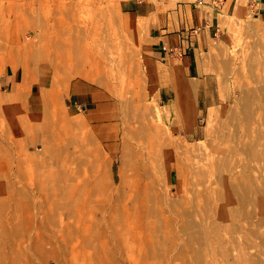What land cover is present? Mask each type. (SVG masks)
Returning a JSON list of instances; mask_svg holds the SVG:
<instances>
[{"label": "rangeland", "instance_id": "obj_1", "mask_svg": "<svg viewBox=\"0 0 264 264\" xmlns=\"http://www.w3.org/2000/svg\"><path fill=\"white\" fill-rule=\"evenodd\" d=\"M136 1L163 15L186 5L220 12L219 22L188 30H211L199 75L173 66L163 77L145 63L149 19L122 10ZM195 1L17 0L20 35L35 44L36 67L55 65L57 95L45 90L51 109L32 113L25 95L16 101L0 88V264H264V20L248 0ZM64 41H77L76 59L63 62L55 44ZM75 77L105 91L97 108L83 113L65 101ZM124 95L134 98L127 138ZM181 107L188 121L174 125L165 113L175 118ZM143 122L151 132L137 137ZM112 123L120 133L110 149L96 127L109 139ZM38 129L52 135L30 145ZM94 143L103 147L104 186L74 174L89 170L82 149Z\"/></svg>", "mask_w": 264, "mask_h": 264}, {"label": "crops", "instance_id": "obj_2", "mask_svg": "<svg viewBox=\"0 0 264 264\" xmlns=\"http://www.w3.org/2000/svg\"><path fill=\"white\" fill-rule=\"evenodd\" d=\"M247 4L252 10L255 11V14L258 18L264 20V0H248ZM125 5L126 7H122V10H125L127 14L130 15V17H135L136 19L141 20L149 19V29L146 37L147 51L146 55L144 56L146 64H148L150 67L158 66V68L163 71L162 73L165 74L163 77H166V70L172 68L173 66H177V71H175V74H179L181 72L185 78L193 77L195 71H197L199 75L200 51L211 47V30L205 28L200 34L196 36H189L188 30L189 28L193 29L195 25L202 26L204 23H210L213 25L215 22H219L218 14L220 12L216 13L215 11H204L202 8L194 9L192 5H186L183 8H179L170 13H164L163 15L161 8L151 7L148 3L136 1ZM230 5L228 6L229 10L231 7ZM31 12V26L33 27V7ZM0 14H4L6 16V18L3 19L6 23L3 27L5 36L0 37V88L4 91V93H10V96L15 98L16 101L18 98L25 95L27 99V110L31 111L32 113L35 111L45 112L50 110L51 104H44L45 96L43 95V92L51 88L49 90L50 92L48 93L50 94L52 90L54 92L56 89L55 82L53 85V80L52 82L49 81L48 74L49 69H51L53 73L56 74L55 65H53V62L47 63L46 61H42L40 64H37V67L34 65V52L33 50H30V46L33 48L35 44L33 42L30 44L29 40L26 41L22 38L20 35L21 28L19 29V24L15 19L19 14L17 0H0ZM174 15H176V19ZM27 20L28 19H26V21ZM31 32L34 33L33 30ZM75 42L72 43L69 41H64L55 44V46H57L56 48L58 52H60L64 57L63 62L77 58L79 47L77 46V41ZM23 47H25V50ZM21 61L24 62L21 63ZM179 66H181V69H179ZM33 72H35L34 74L36 75L31 74ZM51 85H53V87ZM99 85L100 84L93 83L86 79L75 77V81L70 86L69 94L65 98V101L67 102L69 100L72 102L73 106L81 105L83 113L89 112L97 108V102L100 100L101 93L105 94V91L101 92L99 89L95 90V86L99 87ZM35 86H37V90H35ZM196 87L198 86H195L194 89H196ZM54 93L55 94L53 95H57L56 92ZM124 97L126 100L123 102L124 116L122 131L124 137L127 138L130 136V131L128 130L131 128V123L129 124L127 117L130 107L132 106V101L129 100H134V98H127L125 95ZM55 100H57V97ZM145 110H147V108L144 109V111ZM111 126L114 128V132L111 135L112 137L110 136L109 139L106 138L107 134H104L102 131L103 127H96L101 131L99 134L102 136L99 135L97 131L96 137L101 144L114 141V143H106L110 149L115 148V138H117L116 132L120 133L117 123H112ZM45 133H47L46 130L38 129V133L36 135L32 134L28 142L31 143L30 145H35L36 142L39 141L38 138L46 135ZM25 135L27 137L28 134L26 133ZM49 135L52 134L49 133ZM98 144L94 143V146L92 145V147H84L82 149V152L85 153L86 157L81 158V160L84 159L81 162L84 164L90 163L89 167L93 166L97 169L103 168L105 173L108 175V171L104 169L105 167H102L101 161H98V158L101 159L100 148H103L99 147L100 145ZM48 148L49 143L45 145V150L47 151ZM106 149L107 147L104 145V150ZM119 150L121 154V162L126 161L127 155L125 153L129 151V144L127 140H123L121 142V147ZM121 171L124 172V170ZM75 173L89 176L87 169L83 171H75L74 174Z\"/></svg>", "mask_w": 264, "mask_h": 264}, {"label": "bare ground", "instance_id": "obj_3", "mask_svg": "<svg viewBox=\"0 0 264 264\" xmlns=\"http://www.w3.org/2000/svg\"><path fill=\"white\" fill-rule=\"evenodd\" d=\"M73 43V42H72ZM76 43V42H75ZM70 46V45H69ZM61 51V50H60ZM88 80V79H87ZM190 88H192V89H194L195 88V86H196V84L195 83H190V85H188ZM241 99V98H240ZM132 107V106H131ZM151 111H156V112H159V113H162V111L161 110H148V115H147V117L150 115V112ZM146 112V111H145ZM212 113V112H211ZM166 114H168L169 116H170V119H171V123H173L174 125H177V123H182V122H185V124H186V122L188 121V116H189V111L188 110H186V108L185 107H181V108H179V111H178V113L176 114V117L175 118H171V113L169 114V113H165V115ZM163 115V114H162ZM165 115H163V116H165ZM127 117H128V120H129V124L131 123V122H133L134 120L132 119L131 120V116H130V113L127 115ZM134 119H135V117H134ZM127 120V121H128ZM166 121V120H165ZM157 122V121H156ZM144 123V122H143ZM152 125L151 124H148V123H146V124H143V125H141V128L140 127H137V128H135V131H137V132H135V136H137L138 137V135H139V132H141V129L143 130V131H149L150 132V130L149 129H151L152 127H151ZM151 127V128H150ZM127 130V129H126ZM103 131V130H102ZM128 131H132V129L131 128H129V130ZM116 133H118V132H116ZM129 133V132H128ZM105 134V133H104ZM99 135H101V134H99ZM119 135V134H118ZM145 135V134H144ZM102 136V135H101ZM112 137V136H111ZM108 139V138H107ZM113 139V138H112ZM115 139H117V138H115ZM102 141V140H101ZM104 141V140H103ZM120 142V141H119ZM114 143V142H113ZM127 143V142H126ZM131 144V143H130ZM115 146V145H114ZM90 155V154H89ZM225 162V161H224ZM120 163H122V162H120ZM88 165H90V163L88 164ZM98 166V165H97ZM88 173H89V177L91 178V180L93 181V186L95 185V186H104L106 183L108 184L109 183V180H107L106 182H104V181H101V179L104 177H106V179H108V176H107V173H105V171L103 170V168H96V167H89V170H88ZM121 175H122V177H123V179H122V182L124 183V181H128V176H125V174H124V172H122L121 171ZM70 182V181H69ZM68 184V183H67ZM66 184V185H67ZM116 186V185H115ZM206 209V208H205ZM208 209V208H207ZM205 212V211H204ZM213 212V211H212ZM210 226V225H209ZM259 260V259H258ZM257 260V261H258Z\"/></svg>", "mask_w": 264, "mask_h": 264}, {"label": "built area", "instance_id": "obj_4", "mask_svg": "<svg viewBox=\"0 0 264 264\" xmlns=\"http://www.w3.org/2000/svg\"><path fill=\"white\" fill-rule=\"evenodd\" d=\"M220 0H210V1H207V0H196L195 1V4L198 6V7H203V6H218V2ZM201 27H196V28H193L192 32L194 33H198L199 30H200Z\"/></svg>", "mask_w": 264, "mask_h": 264}]
</instances>
